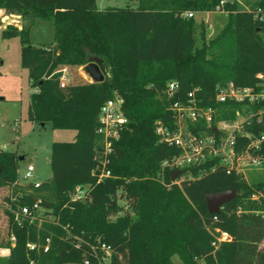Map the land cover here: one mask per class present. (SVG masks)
<instances>
[{
	"label": "trees",
	"instance_id": "obj_1",
	"mask_svg": "<svg viewBox=\"0 0 264 264\" xmlns=\"http://www.w3.org/2000/svg\"><path fill=\"white\" fill-rule=\"evenodd\" d=\"M218 2L137 0L135 7L98 9L94 0H0L6 14L53 25L52 41L40 45L31 44L23 27L7 24L0 33L19 38L20 66L33 89L27 119L75 131L72 141L51 144V176L37 186L18 183L21 157L0 149V189L7 190L1 198L6 232L0 248L9 251L0 264H173V255L182 264H264V199H250L264 194V183H246L217 158L183 167L179 184L171 183L168 170L163 182L158 175L161 162L179 151L158 142L154 132L156 120L172 127L171 100L161 92L168 81L178 82L181 100L198 87L200 105L217 106L221 117L232 119L241 104L216 105V89L227 82L255 87L258 75L264 76V12L254 14L264 0H248V9L226 0L219 37L197 47L196 21L183 13L210 12ZM222 38L232 42L228 58L208 53ZM91 57L103 81L59 86L61 66H83ZM107 99L121 100L126 123L108 154L110 175L97 181L95 128ZM263 107L264 101L247 107L254 115L234 133L237 154L264 159V112L255 114ZM261 137L255 150L250 142ZM81 184L89 185L87 194L72 200L70 193ZM227 190L234 197L209 213L206 194ZM117 192L127 201L120 215ZM35 201L39 208L17 221L20 208ZM221 233L227 239L218 241ZM102 244L110 250L107 260Z\"/></svg>",
	"mask_w": 264,
	"mask_h": 264
},
{
	"label": "built area",
	"instance_id": "obj_2",
	"mask_svg": "<svg viewBox=\"0 0 264 264\" xmlns=\"http://www.w3.org/2000/svg\"><path fill=\"white\" fill-rule=\"evenodd\" d=\"M226 0H219L214 7L213 12H223V5ZM264 12V6L257 8L254 11L255 16ZM184 16L191 17L192 12H184ZM260 82L255 87H240L235 86L232 82H227L216 89L214 100L216 105L224 102L241 104L240 110L235 111L234 118L225 119L220 116L217 106H202L200 105V98H197L196 93L199 91L198 87L190 89L184 96V100L178 97L179 84L175 80H170L161 90L162 94L167 100H171L169 109L172 112V127H168L160 120L154 123V132L157 136V141L160 143H168L176 146L179 151L176 155L163 160L160 164V173L158 174L163 182L164 171H170L171 176L175 170H180L179 175L171 179V183L179 184L181 169L186 166L198 165L203 163L208 158H217L220 163L226 166L227 172L237 170V162L243 155H250V163L258 164L261 158L253 156L248 152L237 154L233 148L234 133L240 130L244 122H248L254 113L247 110V107L252 104L264 101V76L259 74ZM68 73L66 66L60 67L59 86L67 85ZM264 112V107L259 108L256 115ZM126 123V117L121 109L120 99H107L99 108L97 117V126L95 128L96 134L99 136L98 148L95 152V159L98 161L100 170L97 175V181H101L104 177L110 175L109 170L106 169L108 163V154L111 152L112 142L118 138L119 129ZM203 126L200 129L193 130L197 125ZM213 127V132L208 129ZM262 139L252 140L250 145L256 150L259 149V142ZM34 168L28 164L21 178L17 177V182L20 184L32 182L38 185V181H31L33 178ZM89 185L81 184L75 186L70 193L72 200L83 198L87 193ZM39 201H35L31 207L22 206L15 214V219L18 221L19 215H28L31 209H38ZM227 239L226 233H221L217 240ZM14 241V237H10ZM46 241H48L46 239ZM33 245H29L32 248ZM105 252L104 260L108 259L109 247L101 245ZM47 250V245L43 249ZM84 261L83 264H86ZM204 264V263H200Z\"/></svg>",
	"mask_w": 264,
	"mask_h": 264
},
{
	"label": "rangeland",
	"instance_id": "obj_3",
	"mask_svg": "<svg viewBox=\"0 0 264 264\" xmlns=\"http://www.w3.org/2000/svg\"><path fill=\"white\" fill-rule=\"evenodd\" d=\"M234 1L243 9H248L246 4L248 0ZM97 2L100 4V0ZM99 4L98 6H100ZM106 4L115 7L126 5L133 7L137 4V0H108ZM193 17L196 21V45L201 47L202 42L206 45L219 37L227 21V12L194 13ZM7 24L28 29V37L33 45L52 41L53 25L49 20L35 18L32 15L21 20L12 16H7V18L0 16V33ZM231 51L232 42L229 38H222L220 43H214L208 49V53L220 54L224 58H228ZM82 67L66 66L67 84L91 82L90 76L83 71ZM31 92L33 89L29 85L27 70L20 66L18 36L3 38L0 34V149L15 151L21 157L17 169L20 178L25 167L30 164L34 168L31 181L43 182L51 176L49 166L51 144L55 141H72L75 138V131L72 129H53L49 123L41 125L29 121L27 119V107ZM237 170L248 184L264 183V159L262 158L258 164H252L250 163V155L245 154L237 162ZM5 194H7V190L1 188L0 207L1 198ZM117 198L120 207L117 215H120L127 207V201L120 197V192H117ZM250 199H264V194L262 192L253 193ZM5 232L6 219L0 210V240L5 238ZM8 254V249L0 248V257H7ZM171 260L173 264H182L177 255H173Z\"/></svg>",
	"mask_w": 264,
	"mask_h": 264
},
{
	"label": "water",
	"instance_id": "obj_4",
	"mask_svg": "<svg viewBox=\"0 0 264 264\" xmlns=\"http://www.w3.org/2000/svg\"><path fill=\"white\" fill-rule=\"evenodd\" d=\"M82 69L90 76L92 82L103 81L104 76L99 68L96 58L91 57L89 61L83 65ZM179 173L180 170H175L171 179H174L177 175H179ZM234 195L235 192L232 190L206 194L205 202L208 212L217 213L221 206L234 197Z\"/></svg>",
	"mask_w": 264,
	"mask_h": 264
},
{
	"label": "crops",
	"instance_id": "obj_5",
	"mask_svg": "<svg viewBox=\"0 0 264 264\" xmlns=\"http://www.w3.org/2000/svg\"><path fill=\"white\" fill-rule=\"evenodd\" d=\"M97 1H99V0H94V3H95V7L96 8H98V9H102V8H104V7H106V6H111V5H107L106 3L108 2V0H100V4L97 2ZM107 1V2H106ZM100 5V6H98V4ZM136 5H134L133 7H135ZM202 13H206V12H202ZM0 16H3L4 18H7V16L9 17V16H12V17H14V18H16V19H20L21 20V18L18 16V15H12V14H6L5 13V11L3 10V9H0ZM15 21V20H14ZM76 67H79V66H76Z\"/></svg>",
	"mask_w": 264,
	"mask_h": 264
}]
</instances>
